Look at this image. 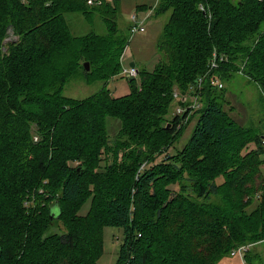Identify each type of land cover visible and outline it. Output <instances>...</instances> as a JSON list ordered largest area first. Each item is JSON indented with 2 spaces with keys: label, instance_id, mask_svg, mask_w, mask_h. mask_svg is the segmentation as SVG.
<instances>
[{
  "label": "trees",
  "instance_id": "trees-1",
  "mask_svg": "<svg viewBox=\"0 0 264 264\" xmlns=\"http://www.w3.org/2000/svg\"><path fill=\"white\" fill-rule=\"evenodd\" d=\"M99 1L0 0V264H99L105 226L123 230L115 264H216L240 245L253 264L250 248L264 241L263 135L222 109L210 77L241 71L264 90V0L137 5L169 16L153 68H137L118 96L105 83L122 75L129 33L118 0ZM66 13L91 23L97 14L105 33L74 35ZM72 78L104 85L76 99L63 94ZM176 90L205 102L188 142L146 166L186 123V111L166 118ZM107 118L118 125L110 143ZM41 186L51 205L26 221L25 195ZM53 220L64 233L46 234Z\"/></svg>",
  "mask_w": 264,
  "mask_h": 264
},
{
  "label": "rangeland",
  "instance_id": "rangeland-1",
  "mask_svg": "<svg viewBox=\"0 0 264 264\" xmlns=\"http://www.w3.org/2000/svg\"><path fill=\"white\" fill-rule=\"evenodd\" d=\"M157 1L158 0H118L119 28L123 32L129 33L127 30L130 22L129 17L130 14L136 10V6L146 4L149 6L155 5L156 7ZM150 9L153 10L152 7H150ZM152 10L151 14L147 18H144L147 15L144 10L136 12L138 19L144 18L145 30L132 35L129 33L128 45L124 58L121 61L123 69H129L134 65L136 68L151 70L160 56L155 48V43L161 34L163 24L169 16V11L154 13V10ZM65 18L71 32L74 35H82L90 31L105 33V27L97 14L95 15L92 23L85 21L83 17L77 13H66ZM15 38L16 35L13 29H9L6 40H14ZM217 75L218 74L215 73L211 75V78H217ZM137 77L136 79L138 80ZM218 78L222 83V88L215 87V93H219L220 95V97L217 98V101L221 104L222 109L226 111L236 123L246 127H254L258 130V132H262L264 139V90L261 89L256 82L250 80L246 75L241 73V71L230 72L227 75ZM103 85L104 82L102 81L87 84L82 78H72L65 83L63 87V94L68 97L82 99L98 91ZM105 86L117 96L126 94L129 91L128 78L126 75H116L108 79ZM175 100L179 103V99L175 98ZM198 100L200 99L198 98ZM203 102H205V99L202 101L200 100V103L203 104ZM177 106V103L174 101L168 114L166 115V118H171L176 114ZM199 114L200 110H193L190 112L181 135L168 147L166 151L157 154L154 161L150 162L146 166L162 161L166 155H173L177 150L181 149L188 142ZM106 122L110 143L114 137V133L117 131L118 125L117 120L113 118H107ZM37 139L38 136L34 134L33 140L36 141ZM105 154L107 156V161H113L112 151H108L106 153L105 150L101 157L104 158ZM261 158L264 160V150ZM145 162L142 163L141 167L144 166ZM103 163L104 161H102V164ZM261 171L264 176V163L261 166ZM43 183H45V181H43ZM47 196L48 194L44 193L42 186L39 188L34 187L28 190L23 200V205L26 208V216L28 217L26 221H29L33 217L44 216L47 207L51 205H48L50 199L48 200ZM88 208L89 200L84 203L79 213L87 212ZM52 210L56 214L58 213V207L56 205L53 206ZM64 232L65 228L62 222L58 220L49 221L46 234ZM122 240V228L118 226H105L103 228V249L101 255L97 259L98 263L115 264ZM250 251L259 255V259L253 260V264H264V241L253 245L250 248ZM216 264L247 263H245L239 253L236 252L234 254L230 253L225 255Z\"/></svg>",
  "mask_w": 264,
  "mask_h": 264
},
{
  "label": "built area",
  "instance_id": "built-area-1",
  "mask_svg": "<svg viewBox=\"0 0 264 264\" xmlns=\"http://www.w3.org/2000/svg\"><path fill=\"white\" fill-rule=\"evenodd\" d=\"M87 2L91 4V3H99L100 1L99 0H87ZM151 10L152 9L149 8L145 11V13H147V15L144 18H147L151 14ZM136 12H139V11H137V10L133 11L129 17V19H130L129 33L131 35L135 34V33L143 32L145 30L144 18L138 19ZM126 48H127V46L124 48V51L121 54V57H120L121 61L124 58ZM219 60H222V58L220 57ZM217 66H218V58H216V55H213V58L210 61L209 68L213 69V68H216ZM121 74L126 75V77L128 79H136L137 74H138V69L134 65L131 66L129 69H123V67H122L121 68ZM198 81L201 82L202 77H200ZM210 82H211V84H213L214 86H217L218 88L222 87V83L220 82L218 77L217 78H211L210 77ZM173 96H174V98L179 99L178 101L180 102L179 104H177L178 106L176 109V114L180 115L185 111L188 112V114H189L193 110H196V109L201 107V103H200V100H198L197 95L188 94V93L182 94L178 90H176L174 92ZM179 126L180 125L177 124V127H179ZM247 248H248L247 245H240V246L236 247L235 249H233L231 251V254L238 252L239 255L241 256V258L244 260V253L247 250Z\"/></svg>",
  "mask_w": 264,
  "mask_h": 264
},
{
  "label": "water",
  "instance_id": "water-1",
  "mask_svg": "<svg viewBox=\"0 0 264 264\" xmlns=\"http://www.w3.org/2000/svg\"><path fill=\"white\" fill-rule=\"evenodd\" d=\"M83 66H84V68H85L86 70L89 69V63H88V62L85 61V62L83 63ZM57 214H58V213H57ZM57 214H56L55 212L52 213V217H53V216H56Z\"/></svg>",
  "mask_w": 264,
  "mask_h": 264
},
{
  "label": "crops",
  "instance_id": "crops-1",
  "mask_svg": "<svg viewBox=\"0 0 264 264\" xmlns=\"http://www.w3.org/2000/svg\"><path fill=\"white\" fill-rule=\"evenodd\" d=\"M146 11V10H145ZM153 11V10H152ZM264 140V139H263Z\"/></svg>",
  "mask_w": 264,
  "mask_h": 264
}]
</instances>
